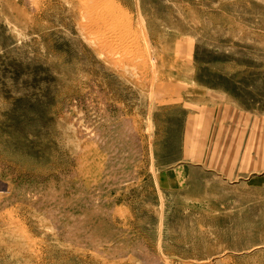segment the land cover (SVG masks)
Instances as JSON below:
<instances>
[{"label":"rangeland","instance_id":"rangeland-1","mask_svg":"<svg viewBox=\"0 0 264 264\" xmlns=\"http://www.w3.org/2000/svg\"><path fill=\"white\" fill-rule=\"evenodd\" d=\"M0 264H264V0H0Z\"/></svg>","mask_w":264,"mask_h":264},{"label":"bare ground","instance_id":"bare-ground-1","mask_svg":"<svg viewBox=\"0 0 264 264\" xmlns=\"http://www.w3.org/2000/svg\"><path fill=\"white\" fill-rule=\"evenodd\" d=\"M98 1V0H97ZM110 18H112V17H110ZM118 28V27H117ZM120 28V27H119ZM122 28V27H121ZM119 32V31H118ZM117 36V35H116Z\"/></svg>","mask_w":264,"mask_h":264}]
</instances>
